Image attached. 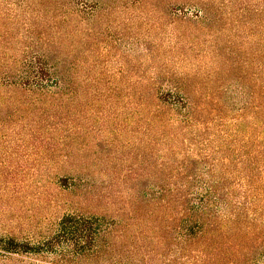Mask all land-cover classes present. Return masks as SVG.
<instances>
[{
  "label": "rangeland",
  "instance_id": "rangeland-1",
  "mask_svg": "<svg viewBox=\"0 0 264 264\" xmlns=\"http://www.w3.org/2000/svg\"><path fill=\"white\" fill-rule=\"evenodd\" d=\"M237 3L0 0V71L39 51L73 90L60 101L0 91V236L36 242L73 212L116 225L108 264H187L190 250L165 230L161 212L138 201L147 182L163 175L154 162L167 153L152 141V100L182 86L201 103L232 97L258 105L245 113L209 105L200 148L217 147L218 159L235 162L243 147L249 175L257 177V163L264 175V9L241 15ZM175 71L189 77H173ZM157 114L163 125L167 115ZM61 117L66 125L59 128ZM211 162L202 161L198 173H214L206 171ZM261 190L237 211L233 228L205 236L207 261L245 264L264 256V182Z\"/></svg>",
  "mask_w": 264,
  "mask_h": 264
},
{
  "label": "trees",
  "instance_id": "trees-1",
  "mask_svg": "<svg viewBox=\"0 0 264 264\" xmlns=\"http://www.w3.org/2000/svg\"><path fill=\"white\" fill-rule=\"evenodd\" d=\"M254 2L238 0L235 12L242 15L256 9V12L262 13V1ZM228 7L225 5L223 10ZM198 13L205 14V10L199 9ZM201 19L202 15L198 16L197 21ZM32 52L24 57L21 64L4 66L5 69L0 71V91L5 94L15 92L36 95L43 100L71 98V82L59 70V66L50 63L45 53ZM261 54L264 58V52ZM261 73L264 78V63ZM178 76H181V80L189 77L184 72H173V77ZM261 88L264 90V85ZM183 91L182 86H175L164 93H158L152 100L155 108L154 113L151 112L155 132L152 141L156 146H164L167 153L156 156L154 162V168L163 171V175H157L151 182H147L151 188L138 195V201L142 208L161 212V218L167 222L165 230L175 235V242L190 250L187 264H213V260L207 261L205 236L210 235V239H213L233 228L238 219L235 220V215L240 207H246V200L253 205L262 195L264 175L261 176L262 165L258 166L259 163L256 164L258 168L255 167L257 177L249 175V165L252 164H248L249 159L243 157L246 156L243 147L239 151L242 152L240 158L235 159V162L225 155L218 159L221 152L217 147L210 148V151L200 148L202 141L199 124L206 117L209 105L216 104L215 107L225 109L226 112L236 110L242 113L259 109V106L232 97L201 103ZM215 107L212 109L216 110ZM162 112L167 115V119L160 125L162 120L157 118V113ZM62 118V121L56 123L59 128L66 125ZM49 126L51 129L57 127L55 123ZM156 127H166L170 133L166 135L164 130ZM207 159L213 162L206 167V171L216 175L211 173L205 177L202 172L198 173V165ZM63 179H58L57 183H63ZM103 220L70 212L63 214L50 235L39 236L36 242L0 236V264H108L109 255L116 247L115 243L108 241V237L111 238L116 225L105 224ZM206 246L210 248V245ZM22 258L33 261L28 263ZM218 258H214V261H218ZM263 258L254 257L245 264H264Z\"/></svg>",
  "mask_w": 264,
  "mask_h": 264
}]
</instances>
